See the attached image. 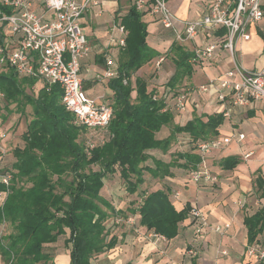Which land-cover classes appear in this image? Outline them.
<instances>
[{"label":"trees","instance_id":"1","mask_svg":"<svg viewBox=\"0 0 264 264\" xmlns=\"http://www.w3.org/2000/svg\"><path fill=\"white\" fill-rule=\"evenodd\" d=\"M10 12L0 6V14ZM120 25L125 31L124 47L120 50L118 75L107 82L112 92V116L105 131L93 132L76 125L74 116L61 104L58 85L41 87L35 78H19L10 68L0 70L3 108L8 110L9 104L14 103L22 113L26 105L32 109L21 135L23 146L13 148L14 162L4 170L11 174L9 184L0 182V192L5 195L0 204V227L7 228L6 232L0 230V257L4 264H48L52 256L47 245L60 236L69 264H90L117 242L109 236L111 228L107 224L111 219L137 214L140 226L170 240L176 237L180 223L189 218L190 204L177 210L170 200L169 187L163 185L150 192L139 189L145 174L164 179L172 175L170 169L174 167L196 170L201 159L193 152L183 151L164 163L148 152L166 153L176 134L183 133V138L193 140L216 137L223 115L196 116L183 126L173 125V114L163 111L161 101L152 99L155 91L148 92L149 79L136 76L131 81L143 65L160 56L147 45V25L133 7L120 18ZM257 35L264 43L260 29ZM170 52L175 55L176 69L165 87L176 91L183 78H190L193 73L189 61L194 53L175 43ZM35 84H40L37 94H26L25 88ZM170 125L169 135L156 139L155 134ZM237 163L236 157H229L220 166L231 170ZM113 174L119 175L128 195H139L133 208L116 210L112 199L101 194L104 178ZM254 185L257 198H263L264 178L258 174ZM243 224L250 246L264 231V208L245 215Z\"/></svg>","mask_w":264,"mask_h":264},{"label":"crops","instance_id":"2","mask_svg":"<svg viewBox=\"0 0 264 264\" xmlns=\"http://www.w3.org/2000/svg\"><path fill=\"white\" fill-rule=\"evenodd\" d=\"M32 1L35 8L41 12L39 6L41 0ZM166 1L168 8L180 20L192 21L203 13L210 0ZM129 7H132L130 0H99V6L92 8L81 18L82 29L90 28V34L85 33L90 53L81 62L80 78L87 96L98 102L110 104L112 99V92L107 88L109 79L103 77V72L107 68L105 61L111 57L116 67L119 64L122 47L114 42L120 37L116 25L120 24V18L126 14ZM140 15L141 20L147 25V45L160 53V56L143 65L131 79L134 82L136 76L144 78L146 75L140 76L138 72L148 74L153 68L155 73L149 79L152 84L148 85V92L166 86V82L175 72V55L170 52L173 43L192 53L198 48L215 46L210 59L199 63L189 61L193 73L190 78H183L175 89L176 92L187 86L205 84L231 67L230 56L222 48L221 31L213 36L198 35L192 40L180 42L170 30L160 26L149 13L144 12ZM259 24L250 27L248 41L238 40L235 44L234 62L245 70H264V43L257 35ZM105 31L109 35L108 40L104 37L99 38ZM159 59L162 61L158 64ZM134 96L133 92L132 97ZM221 109L213 95L193 94L187 101L186 111L181 115L173 114V125L183 126L196 116L221 113ZM171 127L172 125L162 127L155 134L156 139L166 138ZM163 129L165 132L160 134ZM217 131L216 137H234V139L232 138L228 146L212 152L206 159V168L216 178V182L194 184L189 180V171L174 167L170 169L172 175L164 179L151 178L149 174H145L144 183L139 191H156L162 189L163 185L167 186L170 189V200L177 210H180L185 203H189L190 206L196 205L208 225L228 224L229 227L222 234L207 231L203 236H195L188 218L180 223L176 237L166 240L154 237L152 231L140 226L137 214H129L122 218L121 222L109 220L107 224V227L111 228L109 236H114L117 242L110 250L94 257L90 264H262L256 256L249 255L247 249L256 246L260 239H264V231L257 236V241L249 246L243 218L264 208V197L258 199L256 196L257 207H253L251 211L246 205L256 195L254 185L256 176L259 174L264 178V164L261 160L264 144V102H253L246 107L232 108L228 117L223 116ZM237 134H243L244 139L237 140L235 138ZM177 136L183 138V133L176 134ZM183 151L193 152L191 147L189 150H181ZM249 151L253 154L245 159L243 156ZM148 153L157 160L169 163L173 151L169 149L163 153L159 150H151ZM8 156L9 154H4L3 157L11 165L14 158L7 160ZM229 157H236L238 163L231 170H223L220 162ZM149 161L148 163L151 164V160ZM121 183L118 174L107 176L103 180L101 194L109 200V195L124 193L121 200L115 201L112 197L113 200L110 202L116 210L133 208L139 201V195L137 193L128 195L124 188H121L122 191L119 190L117 186ZM4 196L0 192V204ZM133 201L134 204L131 205ZM243 210L250 212L243 214ZM128 218L130 221H127ZM2 228L7 231L4 225L0 230ZM47 247L52 256L48 264H69V255L64 248L63 237H58L55 243L48 244ZM188 250L195 251V256L190 255ZM0 264H4L1 257Z\"/></svg>","mask_w":264,"mask_h":264},{"label":"built area","instance_id":"3","mask_svg":"<svg viewBox=\"0 0 264 264\" xmlns=\"http://www.w3.org/2000/svg\"><path fill=\"white\" fill-rule=\"evenodd\" d=\"M130 1L136 12L149 13L180 42L192 40L198 35L213 36L221 31L222 48L230 56L231 67L205 84L187 86L178 92L166 87L158 89L152 99L163 103V111L183 114L187 101L193 94L213 95L222 108L221 114L224 117H228L232 108L264 102V70H245L233 59L236 42L248 41L250 27L264 19V0H210L203 13L192 21L180 20L175 16L168 8L166 0ZM0 6L11 9L9 14H0V70L10 68L19 78H35L41 87L45 84L58 85L61 90V104L74 116L76 125L93 132L107 130L112 116L110 104L88 97L80 78L81 62L90 53V46L81 27V18L92 8L98 7L99 0H41V12L35 8L32 0H0ZM116 30L120 37L114 42L124 47L125 31L120 24ZM214 48V45H209L196 49L191 62L199 63L210 59ZM161 61L159 59L158 64ZM105 65L107 68L103 77H117V67L111 57L106 59ZM2 99L0 92V105ZM2 138L3 132H0V140ZM232 138L234 139L213 137L193 140L184 137L181 138L184 142L177 141L178 145L189 144L193 153L201 159L196 170L188 173L192 183L216 182V178L206 168V159L212 152L228 146ZM235 138L241 141L244 135L237 134ZM87 144L93 146L90 142ZM0 152L5 154L1 146ZM252 154L249 151L243 157L248 159ZM261 160L264 164V144ZM10 179V172L1 173L0 165V182L8 186ZM189 218L195 236H203L207 231L222 234L229 227L228 224L208 225L196 205L191 206ZM121 220L117 219L116 222ZM153 236L163 239L156 234ZM188 253L195 256L193 250H188ZM247 253L258 257L264 263V249L256 245Z\"/></svg>","mask_w":264,"mask_h":264},{"label":"rangeland","instance_id":"4","mask_svg":"<svg viewBox=\"0 0 264 264\" xmlns=\"http://www.w3.org/2000/svg\"><path fill=\"white\" fill-rule=\"evenodd\" d=\"M126 5H128V4H126ZM115 24H117V23H115ZM116 28H117V25H116ZM257 29H260L264 33V19L260 22V24L257 27ZM83 31H84V33L90 34V28H84L83 27ZM103 37L105 38V40H108L109 39V35H107L106 31H105L104 35H102V36L100 35L99 38L101 39ZM154 73H155V70L153 68L150 69V71L148 72V74H142V73L138 72V74L140 76L146 75V76H144V78H146L147 80L150 79V77H152L154 75ZM148 84L151 85L152 83L149 82V80H148ZM39 88H40V84H35L32 87H26L25 88V93L26 94H29V95H32V94L33 95H36ZM155 90H156L155 92H157V89H155ZM8 110H5L3 108V104L0 106V132H3V138L0 140V146L2 148H4L5 154H9V156L7 157V160H12V158H13V156H12V150H13V148L16 147V146H20V147L23 146V141H22L21 135L25 131L27 123L31 119L32 109H31V107L29 105H26L24 107V111L22 113V112H20L18 110V107L16 106V104L13 103V104H9ZM3 117H5V119H3ZM164 132H165V130L163 129V131L160 134H162ZM186 136H188V135H186ZM177 137H176V139H177ZM186 138H189V137H186ZM176 139L171 144V146L169 148L170 150L173 151V153H171V156H173V154H175L176 152H181V150H184V149L185 150L186 149L189 150V147H190L189 144H186V145H181L180 144V145H178V143H177L178 140H180V142H184L183 140H181L180 136L178 137L177 140ZM2 155L4 156V154L0 152L1 173L5 172L4 170L6 168L8 169L9 166H10V163H7L6 162V158L4 159V157ZM215 161H217V160H215ZM149 163H150V161H149ZM3 164L4 165L7 164V166L2 167ZM96 169H97V167H94V170H96ZM117 187H119V190H121V188H124L123 185H122V183L119 184ZM123 196H124V193L123 194H120V195H109L108 197H110L112 200L114 198L115 201H118V199L121 200ZM255 198H256V195H254V198H252V199L249 200L250 202L248 204L246 203V205L248 206V208L250 209V211L252 210L253 207L254 208L257 207V205L255 203V200H256ZM243 212H244L243 214H248L249 213L248 211H245V210H243ZM1 231L3 232L4 231V228H2ZM257 246L259 248H261V249H264V239H260L257 242ZM251 247H253V246H251ZM251 247H249L247 249V251ZM257 259H258V257H257ZM261 263L264 264L263 262H261Z\"/></svg>","mask_w":264,"mask_h":264}]
</instances>
